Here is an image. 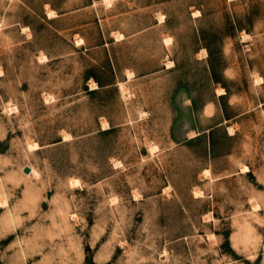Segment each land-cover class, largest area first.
<instances>
[{
    "label": "rangeland",
    "instance_id": "374dc122",
    "mask_svg": "<svg viewBox=\"0 0 264 264\" xmlns=\"http://www.w3.org/2000/svg\"><path fill=\"white\" fill-rule=\"evenodd\" d=\"M0 25V264H264V0H0Z\"/></svg>",
    "mask_w": 264,
    "mask_h": 264
},
{
    "label": "bare ground",
    "instance_id": "6f19581e",
    "mask_svg": "<svg viewBox=\"0 0 264 264\" xmlns=\"http://www.w3.org/2000/svg\"><path fill=\"white\" fill-rule=\"evenodd\" d=\"M104 2H105V4L109 7V6H111V1L110 0H104ZM197 13H199V12H197ZM55 16V13L54 12H50L49 13V17L51 18V17H54ZM196 16H198V15H196ZM162 21H165V20H163V18H160ZM160 20V21H161ZM1 26V25H0ZM247 37V36H246ZM123 38V36L122 35H118L117 36V39L119 40V39H122ZM244 38H245V36H244ZM249 39V38H248ZM165 42H166V44H170L171 43V39L170 38H168V39H166L165 40ZM81 44V43H80ZM203 54V53H202ZM48 59V57H46L45 55H42L41 57H40V60L42 61H45V60H47ZM174 66V63L172 62V61H169L168 63H167V67L168 68H171V67H173ZM1 73V72H0ZM1 75V74H0ZM133 77V73H128V78L129 79H131ZM257 82L260 84V83H262L263 82V79L262 78H259V79H257ZM90 88L92 89V90H96V89H98L99 87H98V84L96 83V82H92L91 84H90ZM119 88H120V90L122 91V92H124V90H125V85L123 84V83H119ZM225 92L224 91H220V95L221 94H224ZM51 98V97H50ZM49 98V99H50ZM188 103V102H187ZM262 105V104H261ZM9 109H13V108H9ZM14 109H16L15 107H14ZM142 116V115H141ZM144 116V115H143ZM102 129L103 130H109V129H111V126H110V124L108 123V122H105V123H103V126H102ZM229 131H230V134H234V131H233V129H231L230 127H229ZM197 134H198V132L196 131V130H189L188 131V138L189 139H193V138H195L196 136H197ZM73 137H72V135L71 134H69V133H67V134H65L64 135V137H63V141H68V140H71ZM30 149H32V150H35V149H38V148H40V146L37 144V143H30ZM156 148L157 147H152L151 148V150L152 151H156ZM158 151V150H157ZM154 153V152H153ZM120 165H122V162L121 161H116V166H120ZM30 167V166H29ZM31 168V167H30ZM249 171V168L247 167V166H242L241 167V172H243V173H245V172H248ZM26 174H28L29 176H31V177H33V178H39V176H40V173L36 170V169H34V168H31L30 169V172L29 173H26ZM204 174H205V176L206 177H210L211 176V170L210 169H205L204 170ZM211 178V177H210ZM78 182V179H73L72 180V183L73 184H76ZM80 185V184H79ZM138 194V193H137ZM136 194V198H141V194H138L137 195ZM204 195V192L202 191V190H196L195 191V196L196 197H202ZM2 203V202H1ZM254 208H255V210L256 209H258V205H256V206H253ZM254 210V209H253Z\"/></svg>",
    "mask_w": 264,
    "mask_h": 264
},
{
    "label": "crops",
    "instance_id": "0c3cea01",
    "mask_svg": "<svg viewBox=\"0 0 264 264\" xmlns=\"http://www.w3.org/2000/svg\"><path fill=\"white\" fill-rule=\"evenodd\" d=\"M110 1L112 2V0H110ZM104 3H105V2H104ZM105 5H106V4H105ZM106 6H107V5H106ZM50 12H54V13H55V16H54V17L57 16V14H56L55 11H50ZM50 12H49V13H50ZM48 16H49V14H48ZM51 18H53V17H51ZM118 35H122V36H123V34H118ZM118 35H116V38H115L117 41H120V40L124 39V36H123L122 39H119V40H118V39H117V36H118ZM167 63H168V62H167ZM167 63H166V64H167ZM166 66H167V65H166ZM167 68H168V67H167ZM130 72L133 73L132 71H129L128 73H130ZM134 76H135V75H134V73H133V77H134ZM133 77H132V78H133ZM132 78H131V79H132ZM131 79L128 78V74H127V80H131ZM96 83H97V82H96ZM119 83H123V84L125 85V82L119 81V82H118V86H119ZM125 86H126V85H125ZM98 87H99V85H98ZM99 88H100V87H99ZM99 88H98V89H99ZM96 90H97V89H96ZM263 104H264V102H263ZM263 104H262V105H263ZM188 131H189V130H188ZM198 135H199V134H197V136H198ZM197 136H196V137H197ZM187 137H188V132H187ZM196 137H195V138H196ZM207 169H209V168H207ZM242 173H243V172H242Z\"/></svg>",
    "mask_w": 264,
    "mask_h": 264
},
{
    "label": "water",
    "instance_id": "95a60500",
    "mask_svg": "<svg viewBox=\"0 0 264 264\" xmlns=\"http://www.w3.org/2000/svg\"><path fill=\"white\" fill-rule=\"evenodd\" d=\"M30 169H31V168H30L29 166H25V167H24V172H25V173H29V172H30Z\"/></svg>",
    "mask_w": 264,
    "mask_h": 264
}]
</instances>
